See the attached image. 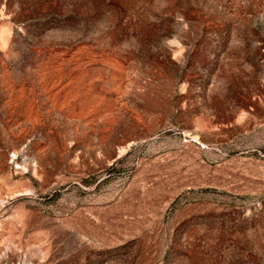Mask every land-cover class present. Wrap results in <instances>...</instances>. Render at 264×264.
Here are the masks:
<instances>
[{"label":"rangeland","instance_id":"374dc122","mask_svg":"<svg viewBox=\"0 0 264 264\" xmlns=\"http://www.w3.org/2000/svg\"><path fill=\"white\" fill-rule=\"evenodd\" d=\"M0 264H264V0H0Z\"/></svg>","mask_w":264,"mask_h":264}]
</instances>
